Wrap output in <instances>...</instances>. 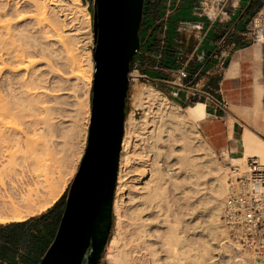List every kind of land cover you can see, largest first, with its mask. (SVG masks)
Returning a JSON list of instances; mask_svg holds the SVG:
<instances>
[{
	"label": "rangeland",
	"instance_id": "374dc122",
	"mask_svg": "<svg viewBox=\"0 0 264 264\" xmlns=\"http://www.w3.org/2000/svg\"><path fill=\"white\" fill-rule=\"evenodd\" d=\"M3 1L4 0H0V69H1L0 70V95L3 96L6 101H8V99H9L10 103H15V101H17L19 103L21 98L22 99L26 98L25 100L27 101L28 99H27L26 95L22 94L24 92L26 93L27 91L32 93V96H31L30 93L27 92V93H29L30 98L33 97L35 94L36 95L34 96V99L37 98L38 94L40 95L38 101L35 100L36 101L35 103L40 102L39 103V109H40L39 110L40 111L39 112L40 113L39 114V120H40V118L43 117L44 118V119L42 118L43 122H44V120H46V121L48 120L51 122V125L54 127L52 129V131L48 133L47 136H49V137L47 139H49L48 140L49 151H51L54 148L51 151V153L55 155L57 160H59V164H60L61 169H62V176L57 181V184H58L57 189L58 190L56 189L57 193L60 192L59 194H60V198H61L64 195V193L69 189V187H70V185H71V183H72V181H73V179H74V177H75V175L79 169L81 160H82V158L86 152V148H87V144H88L90 120H91V116H92V99H93L92 89H93V80H94L93 50H94L95 43H94V27H93V12H94L93 0H81V4L86 7V10H87V12H89L90 17L85 12V13H83V15L79 16L80 17L79 20H75L78 17L77 18L74 17L73 18L75 20V21L73 20L74 23L73 22L70 23L69 22L70 19H69L68 20L69 24L67 23V25H69L70 27L64 25L67 28L64 27V29H63V30L68 31L69 28H70L69 30L76 28L77 29L76 31H78V32H74V33H77V35H78V36H76L77 39L72 40L73 43H71L72 42L71 41L70 42L71 44L69 45V48L71 47V48L76 50V57H75L76 62L75 63H77L78 65H82L84 67V69L87 67L86 65L88 64L89 61L92 62L91 64L93 65L92 74L91 73L87 74V77H85L84 80H79L80 82L75 77H72V76H74V74H72L73 73L72 70H73L74 66H73V62L69 58L68 54L65 52V50H63V48L60 45L54 44L52 41H50V39L48 38V34H46L47 31H45L46 30L45 26H43L40 22H39V25L36 23L39 21V19H38L39 16L35 17L36 14L34 12L32 5L30 3L25 2L24 0H22V1L15 0L13 2V4H11L9 7H6L3 4L4 3ZM15 2H17L18 4H14ZM64 2L70 3L71 0H64ZM32 13H34V14H32ZM68 13H69V11L67 12V14ZM32 15H34V16H32ZM60 15H62V13H59V16ZM71 15H69L70 18L73 17ZM69 16H68V18H69ZM80 20L81 21L83 20V21L81 22ZM63 23H62V25H63ZM40 24H41V26H40ZM70 24H73L74 26L73 25L71 26ZM79 27H80V29H79ZM8 32H10V33H8ZM158 37H159V34H158ZM44 46H46V47H44ZM22 50H24V51L26 50V52L28 53V54L26 53L27 54L26 57L24 55V57H25V59H23L24 62L22 61V59L19 60V58H17V55H20V52ZM31 50H33V51H31ZM136 55L137 54H135V57H136ZM28 57H30V58H28ZM26 59H28L30 61H32L34 59L36 65L30 67L29 66L30 61H28ZM34 60H33V62H34ZM87 60H88V62H87ZM143 61L144 62L143 63L140 62L139 65L133 64V69L131 70V72L133 73L134 79L133 80L130 79V86H129V90H128V94H127L126 120H127L128 115L132 112L135 113V116L137 118H140L143 114V110L140 107H138V108L135 107V105H134V99H132L133 98L132 97V91L134 88L144 89V88L152 87L155 90L165 94L166 98L170 101L171 105L175 109H177V111L179 110L180 113L185 112L187 110V108L189 106H191L190 104H192L193 102H189L188 104H183L181 106L180 104H177L175 102L176 101L175 95L170 94V92L166 89V87L163 84H161V83L158 84V86L161 87V89H160L159 87L156 86V84H152L151 81L147 82L145 80L137 79L138 78L137 76L139 73L140 74L141 73H148V70L150 68H152V66H153V63H151V59H149L148 57H144ZM26 62H27V64H26ZM24 63L26 64V68L24 67V65H25ZM22 65H23V67H22ZM27 66H29L30 68L29 67L27 68ZM26 69H28V71H26ZM137 69L139 71H136ZM26 73H27V75H25ZM89 76H91V77H89ZM67 77H69V78H67ZM26 81H29L30 83L27 82V84H26ZM33 81H35V82H33ZM38 83H39V85H38ZM23 84H25V85H23ZM27 85H30V86H28L29 88L27 87ZM35 85H36V87H35ZM66 85H67V87H66ZM25 86H26V88H25ZM34 88H36V90ZM33 89H34V91H33ZM14 94H15V96H14ZM29 95L27 94V96H29ZM13 97H17V99H19V100H17L16 98H13ZM56 98L57 99L59 98V99L57 100ZM193 101L194 102H196V101L206 102L205 100H198V99H195ZM23 102L27 104V102H25L24 100H23ZM207 104H208V108H207L208 114L212 113L213 106H212L211 102L207 101ZM155 112H157V110H155ZM253 112H254V116H253L254 119L264 122V102H260L259 105L254 108ZM157 116H158V114L156 115V118H157ZM209 116H211V115H208V117ZM160 118L161 117L158 116V118L155 119L157 121L155 123L157 125L156 127H160V128H157V132L160 133V131H162L161 129L167 127L169 124L171 127L169 128V130L168 129L167 130L171 131L173 133L172 134L171 132L165 131L164 134L162 135L163 137H162L161 141L157 142V145H158L157 147L160 146V148H161L163 146V148H164V154H163L164 157L162 156L163 159L161 157L160 161H159V158L157 156H155L156 150H153L154 152L152 151L153 153L150 152L151 153L150 154L148 151L151 150L150 149L151 146L148 145V143H145L143 145V150H144L143 156L150 154L151 157L152 156L156 157L153 159L155 161L154 169L162 166L163 174H165V175L169 174L167 176L168 179H169V177H171L169 179L170 183L168 182L167 186L165 187L166 188V190H165L166 194L165 195L156 194V191H154L155 187H154V189L151 188L153 185H155V183L154 184L151 183L149 185V187L151 186L150 189L146 188L147 189L146 192L144 191L145 189L142 190V188L145 187L144 182L149 181L150 180L149 178H151V177H146V179L141 178L142 179L141 183L139 182V183L134 184V183H132L134 181L129 182L128 183L129 186H127L128 189L126 188L124 193L122 195H120L119 197H121L120 201H122L121 202V213L123 215H125L124 220H126L128 223H132V221H131L132 219H133V223H135V220L138 219L137 216H138L139 210H141L143 208L144 211L141 212V217L143 220L147 221L146 224H150V225H146L147 226L146 228L148 229V227H149V229H150V231L148 229V232L152 235V237L149 240H151V243L157 244L155 247L157 249L159 248L158 250L161 253L160 255H162L161 257L164 258L165 256H163V255L166 254V256H167V254H168L167 248L164 247V239L166 241L167 236H169V234H170V232H169L170 227L175 225L176 223H177V225L179 224V226H180V230L182 231V232L180 231V233L182 234V236H184V234H186L187 236L185 235L184 237H186L188 240L190 239L189 242L192 241L191 242L192 244L197 243L198 245H200V244L207 243L208 241L211 243V240H209L210 237H207V234H203L204 232L207 233L206 230L209 231V228L206 229L208 227L207 226L208 225V221H207L208 219H207V214L205 212L207 211V207L213 206V207L217 208V210L220 213L219 218L217 220L218 221L217 226L218 225L221 226V224H220L221 207H222V203H223L227 193L225 194V197L223 196L221 198H215L216 196H213V194H214V191H213L214 181H213V175L208 172V171H210L209 168L212 166L219 167V169L223 172V173L222 172L221 173L223 174L224 177L226 176L225 181H226V191H227L228 190V188H227L228 187L227 173L229 171L230 164L234 163V164L243 165L246 163V160L250 156H253L257 153H258L257 154L258 156H260L261 158H264V151L262 150V149H264V145H263L264 140L256 135L258 140H259V143L261 142V145L259 144L260 146H259V148H257L258 151L256 149V151H257V152L255 151L256 153L252 152V151L250 153V152H246V150H245L243 157L240 159H234V157L229 155L227 152L220 154L214 148H212V152H210L212 154L210 156H208V157H205L203 155L201 156V165H200L201 170L199 167L195 169L198 172V175H197V174H195V172L193 173L192 170H194V167L191 164H188L189 163L188 160L186 162H184L183 165L181 163V160H179L180 159V157H178L179 152H180L178 150V149H180L179 148L180 144L178 142L179 135L174 134V133H177V131H174L175 127L171 125V124H173V122H169V121L166 122L165 121V123L167 125L165 126V123L163 122L164 125L162 126V123H159V121L161 120ZM42 120H41V122L39 121V125H40L39 130L42 129V127H43ZM13 121L14 120H12V122ZM16 121H17L16 123H15V121H14V123H12L11 120L9 122L7 120L6 122H8L7 125L10 126V128H11L12 124H14V126L16 128H18V127H20V120L17 119ZM18 124H19V126H18ZM158 125H160V126H158ZM14 126H13V128H14ZM195 129H197V131L201 132L200 127L197 126V127H195ZM28 135H29V138H34L31 133H29ZM170 135H172V136H170ZM124 137H125V133H124ZM35 138H37V137H35ZM172 138H174V139H172ZM175 139H177V140H175ZM162 142L163 143L165 142V143L163 144ZM174 142H178V143L174 144ZM10 143L12 146L9 145L8 146L9 149L13 148L12 150L16 151V149H18L17 144L15 142H11V141H10ZM32 143H33V145H32L33 151L31 150L30 153L31 154L33 153V155H31L29 153L32 158H29V160H28L30 163L22 160L25 162L24 163L25 165L22 162V164L24 166L21 165L22 167L20 166L21 168L18 169V172L20 171V173H18L21 175L20 177L23 176L24 177L23 181L25 182V180H26V183L30 184V185L31 184L33 185L35 183L37 184L38 183L37 179L38 180L40 179L39 178V175H40L39 168L37 167V164H34V163L37 162V159L39 157H41V158L45 157V155H44L45 152H43V153L39 152V142H37L38 143L37 144L34 141H32ZM7 145H8V143H7ZM171 145H173V146H171ZM10 147H12V148H10ZM22 150H23V148H22ZM171 151H173V154ZM262 151H263V153H262ZM29 154L28 153L26 154L27 158H28ZM176 156L178 158H176ZM211 156H212V158H211ZM150 158H149V160H150ZM243 159H245V160H243ZM25 160H27V159H25ZM32 160H33V162H32ZM137 162L138 161H136L132 164V167L134 166V169H135V167H137V165H135ZM180 164L182 166H184V169L182 168L180 170L182 172L179 173L178 167L180 166ZM34 165H36V166H34ZM190 166H192L193 169ZM119 170H120V167H119ZM25 171H26V173H25ZM22 172H24V173H22ZM135 173L134 172H133V174L131 173L130 175H133V176H131L130 178H132V179L139 178L138 175H134ZM181 174H182V176H181ZM195 177H197V178L195 179ZM132 179H129V181H131ZM171 179L172 180L174 179V180L172 181ZM189 179H190V181H188ZM194 182L197 184H195ZM175 183L177 184V186ZM186 183H188L189 185ZM117 186H118V180H117ZM117 186L115 189L114 202L116 199ZM132 186H133V188H132ZM140 186H142V187H140ZM191 187H193V188H191ZM212 187H213V189H212ZM148 190H151V192H149ZM190 190H191V192H194V193H191ZM152 191L155 192L154 194H156V196L153 194L151 195V193H153ZM195 191H197V192H195ZM143 192H144V195H143ZM148 192L150 193V196L154 200L152 198H150L152 200L148 199L149 198ZM146 194L148 196H146ZM189 194L190 195L194 194V195L189 196ZM141 195L143 197H141ZM186 195L188 196V198L186 197ZM163 196L165 199L163 198ZM211 196L213 197V199H211ZM119 197H118V199H119ZM134 197H136V198H134ZM145 197L146 198L148 197V198L146 199ZM160 198H161V200H160ZM186 198H187V200H186ZM199 198L201 200H199ZM214 198H215V201H214ZM65 199L66 198L63 197V199L59 205V209L64 208ZM143 199L146 202L143 201ZM184 199H185V201H184ZM209 201L212 203H210ZM148 202H151V203H148ZM214 202H216V204H214ZM152 203L153 204L155 203L154 206ZM188 203H189V205H188ZM124 204H125V206H124ZM126 204H127V206H126ZM147 204H148V206H147ZM159 205H160V208H163V209H161V211H164L163 214H162V212H159L158 208H156ZM144 206H145V209H144ZM177 206H179V207H177ZM202 206H203V208H202ZM152 208H154V209H152ZM194 208H195V210H194ZM187 210H188V212H187ZM193 212H194V214H193ZM182 214H184V215H182ZM117 217L118 216H117V213L114 211V204H113V226H112V230L110 233L108 243L105 247L104 253H103L102 258H101V264H109L108 259H107V247H108L109 241L114 236L115 228H116V224H117L116 221L118 220ZM131 217H132V219H131ZM165 217H169L168 220H170V221H164V220H166ZM163 218H164V220H163ZM148 221H149V223H148ZM169 222H171V223H169ZM168 224H170V226ZM193 224L195 226H197V228L199 229L198 231H196L197 228ZM136 227L138 228V226H136ZM220 228L222 231L221 232L219 231V233L217 232V234H216L217 236L215 235V237H216L215 238V240H216L215 241V247L218 244L222 245L224 243L223 245L227 246V248L230 250L231 249L229 246L230 243H228V241H227V243L225 242L227 231L222 226ZM208 234H210V231L208 232ZM202 239H204V240H202ZM196 240H197V242H196ZM216 243H218V244H216ZM217 257H218L219 262L221 264H226V262L228 263L229 257L228 258L225 257V254H221V252H219V255ZM210 261L212 262V260L207 259L205 264H210L211 263ZM215 263H218V262L216 261V262H213L212 264H215ZM186 264H188V263H186Z\"/></svg>",
	"mask_w": 264,
	"mask_h": 264
},
{
	"label": "bare ground",
	"instance_id": "6f19581e",
	"mask_svg": "<svg viewBox=\"0 0 264 264\" xmlns=\"http://www.w3.org/2000/svg\"><path fill=\"white\" fill-rule=\"evenodd\" d=\"M14 1L15 0H4L3 1L4 3L3 2L2 3L6 7H9L11 4H13ZM19 1H22V0H19ZM24 1L27 3H30L32 5L34 12L36 14L35 17L39 16V18H38L39 21L36 23L39 25V22H40L43 26H45V29H46L45 31H47L46 34H48V38L50 39V41H52L54 44L60 45L63 48V50H65V52L68 54L69 58L72 60L73 66H74V67L72 66L73 67V70H72L73 73L72 74H74V76H72V77H75L79 81V80H84V78L87 77V74H90V73L92 74V71H93L92 70L93 65L91 64L92 62H90V61L88 62V60H87L88 64L86 65L87 67L84 69V67L82 65H78L77 63H75L76 62L75 61L76 50L71 48V47L69 48V45L71 43H73L72 40L77 39L76 36H78V35H77V33H74V32H78V31H76L77 29L74 27L75 29L69 30L70 29L69 28L68 31L63 30L64 27L69 26V25H67V23L69 24V22L70 23L73 22L74 17L75 18L78 17L75 20H79V18H80L79 16L83 15V13H85V12L90 17V14H89V12H87L86 7L81 4V0H71L70 3H65L64 0H24ZM14 4H18V3L15 2ZM68 11H69V13L67 14ZM59 13H62V15L59 16ZM32 14H34V13H32ZM69 15L73 16V17H71L72 19L70 18ZM32 16H34V15H32ZM68 16H69V18H68ZM69 19H70V21L68 22ZM62 23H63V25H62ZM41 24H40V26H41ZM64 25H66V26H64ZM70 25L72 26L73 24H70ZM79 29H80V27H79ZM8 33H10V32H8ZM44 47H46V46H44ZM31 51H33V50H31ZM26 53H27L26 50L25 51L22 50L20 52V55H17V58H19V60L22 59V61H23V59H25L26 55L28 54V53L27 54ZM24 55H25V57H24ZM28 58H30V57H28ZM26 60H28V59H26ZM33 60L32 61L28 60V61H30L29 62L30 67L36 65L35 60H34V62H33ZM26 64H27V62H26ZM26 64L24 65L25 68H26ZM23 65H22V67H23ZM29 66H27V68ZM26 71H28V69H26ZM25 75H27V73ZM91 76H89V77H91ZM67 78H69V77H67ZM27 82H29V81H26V84H27ZM33 82H35V81H33ZM23 85H25V84H23ZM38 85H39V83H38ZM28 86H30V85H27V87ZM35 87H36V85H35ZM66 87H67V85H66ZM25 88H26V86H25ZM34 89L36 90V88H34ZM34 89H33V91H34ZM27 92H29V91H27ZM26 93L24 92L22 94L26 95L28 100L26 101L25 100L26 98L24 97L25 99L21 98L20 99L21 102L19 101V103L17 101H15V103H10L9 99H8V101H9L8 102L5 100V98L3 96L0 95V224L25 221L32 216L38 215V214L46 211L49 207L53 206L55 204V202L60 198V194H59L60 192L57 193L56 189L58 188L57 187L58 186L57 181L62 176V169H61V166L59 164V160H57L55 155L51 153V151L54 148L52 150L50 149L51 151H49V148H48V140L49 139H47L49 137V136H47L48 133L51 132L54 127L51 125V122L48 120L47 121L44 120V122H43L42 116H41L42 118H40V120H39V114H40L39 113L40 112L39 111L40 110L39 109V103L40 102L39 103L37 102L38 104L35 102L38 101L40 95L38 94L37 98L34 99V96L36 94L30 98V95L32 96V93L29 92L30 95H29V93H27L29 96H27ZM14 96H15V94H14ZM132 97H133L132 99H134L135 107H137V108L140 107L143 110V114L140 118H137L135 116V113L132 112L128 115L126 123H125V137L123 138V143H122V152H121V157H120V170H119V174H118V186H117V192H116V199L114 202V211L117 213V216H118L117 219L118 220L116 221L117 224H116L114 236L109 241V244L107 247V259H108L109 264H186V263H188V264H205L207 259L212 260V262L210 261L211 263L209 262L210 264H212L213 262H216V261L218 262V264H221L219 262L218 257H217L219 255V252H221V254H225V257L230 258V259L228 258L229 264H234L236 255H235V252H234L231 244H229V246L231 248L230 250L227 248V246L223 245L224 244L223 242H222L223 243L222 245L221 244L219 245L218 243H216L218 245H216V247H215V241H216L215 235L217 234V232L219 233V231L221 232L222 230L220 228L221 227L220 225H218L219 227L217 226V223H218L217 220L219 218L220 213L217 210V208H215L213 206L207 207V211L205 210L206 211L205 213L207 214V219H208L207 220L208 221V225H207L208 227L206 229L209 228L210 234H208L209 231L206 229L205 230L207 231V233L202 232L203 234H207V237H210L209 240H211V243L209 241H208L209 243L206 241L207 243L203 242L204 244L198 245L196 243L197 242V240H196V242H195L196 244H192L191 243L192 241L189 242L190 239L188 240L186 237H184L186 234H184V236H182V234L180 233L181 230H180L179 224L178 225H177V223L175 225L172 224L173 226H171L169 229L170 230L169 236H167L166 241L164 239V247H166L168 250L167 256H166V254L163 253L164 254L163 256H165L166 258L161 257L162 255H160L161 253L158 250L159 248L157 249L155 247L157 244L151 243V240H149L152 237V235L148 232L149 227L147 229L146 225H150V224H146L147 221L143 220L141 217V212L144 211L143 208L141 210H139V213L137 216L138 219L135 218L137 220V221L135 220V223H133L132 217H131V219H132L131 221L133 224L128 223L126 220H124L125 215H123L121 213V202L122 201H120L121 197H119V196L124 193L126 188L128 189L127 186H129L128 185L129 182L134 181V182H132L134 184L139 183V182L141 183V180H142L141 178L146 179V177H151V178H149L150 179L149 181L144 182L145 187L142 188V190L145 189L144 191L146 192V190L150 189V187H151V186L149 187V185L151 183L152 184L155 183V185H153L151 188L154 189V187H155L154 191H156V194H162V195L166 194L165 193V190H166L165 187L167 186L169 179L171 177H169V179H168L167 176L169 174L168 175L163 174L162 166L154 169L155 161L153 159L156 157L152 156L153 157L152 158L150 155L151 154L150 152H152L153 150H156L155 151L156 154L155 153L154 154H155V156H157L159 158V161H160V158L164 154L163 146L161 148H160V146L157 147L158 146L157 142L161 141V139L163 137L162 135L164 134V132L168 131L169 128L171 127L169 124L167 127H165L167 125L165 123V121L166 122H168V121L173 122L174 125L171 123L170 124L175 127L174 131H177V133H174V134L179 135V140H178V142L180 144L179 145L180 149H178L180 151L179 156H178V157H180L179 160H181L182 165L184 162H186L188 160V162H189L188 164H191L194 167V170H192L193 173L195 172V174L198 175V172L195 169L198 167L200 168L201 156L203 155L205 157H208L212 154V153H210V152H212V147L204 139L201 132H199V131H197V129H195V127H197V126L200 127L201 122L208 120V113L206 112L205 104H203V103L195 104V105L189 107L185 112L180 113L179 110L177 111V109H175L171 105L170 101L166 98V96L163 93L155 90L152 87L144 88V89L134 88L132 91ZM13 98L17 99V97H13ZM17 100H19V99H17ZM23 100L25 102H27V104L24 103ZM155 110H157V112H155ZM157 114H158V116L161 117L160 118L161 120L159 121V123H162V126L165 123V126H164L165 128L161 127L162 131H160V133L157 132V128H160V127H156L157 125L155 124L157 122L155 119L158 118V116L156 118ZM17 119L20 120V127L16 128L14 126V124H12L15 128L14 129L12 125H11V128H10V126L7 125L10 120H11V122H12V120H14L16 123ZM7 120H8V122H6ZM41 120L43 122V124H42L43 127H42V129L39 130V126H40L39 121L41 122ZM14 121L12 123H14ZM160 125H158V126H160ZM18 126H19V124H18ZM168 132H171V131H168ZM29 133H31L34 138H29V135H28ZM170 136H172V135H170ZM35 137H37V138H35ZM172 139H174V138H172ZM177 139H175V140H177ZM10 141L15 142L17 144L18 149H16V151H13L12 147H10L12 149H9L8 146L11 145ZM32 141H34L35 143L39 142V152L40 153L45 152L44 153L45 157H43V158L39 157L37 159V162L34 163V164H37V167L39 168V172H40L39 178L40 179L39 180L37 179V181H38L37 184L34 182L35 184L30 185V184L26 183V180H25V182L23 181L24 177L23 176L20 177L21 175L18 174V173H20V171L18 172V169L22 167L21 165H23L25 163L24 161L29 162L28 161L29 158H32L31 155H33V153L32 154L30 153L32 148H33L32 147V145H33ZM178 142H174V144H176ZM7 143H8V145H7ZM145 143H148V145L151 146L150 147L151 150L148 151L150 154L149 155L147 154L148 156L147 155L143 156V151H144L143 145ZM241 144L245 148L246 152L251 153V151L255 152L256 149L259 148V146L261 145V142L259 143L257 136L255 134H253V132L246 130L244 132L242 138H241ZM173 145H171V146H173ZM22 148L24 151L22 150ZM262 150L264 151V149H262ZM257 151H258V149H257ZM263 151H262V153H263ZM171 152L173 154V151H171ZM27 153L31 154V155L29 154L28 158L26 156ZM257 154H255V155H257ZM163 157H162V159H163ZM178 157L176 156V158H178ZM149 158H150V160H149ZM211 158H212V156H211ZM25 159H27V160H25ZM22 160H24V161H22ZM243 160H245V159H243ZM136 161H138L135 164V165H137V167H135V169H134V166L132 167V164ZM22 162H23V164H22ZM32 162H33V160H32ZM182 165L180 164V166L178 167L179 173L182 172V171H180L182 168L184 169V166H182ZM34 166H36V165H34ZM192 166H190V167L193 169ZM200 170H201V168H200ZM209 170L210 171H208V170L207 171L213 175V181H214V183H213L214 189L212 187V189L214 191L213 196H216L215 198H221L223 196L225 197V194L227 193L226 181H225L226 176L225 177L223 176V174H222L223 172L219 169V167L212 166L209 168ZM133 172L134 173L136 172L134 175H138L139 178H137V179L136 178H134V179L130 178L131 176H133V175H130L131 173L133 174ZM22 173H24V172H22ZM25 173H26V171H25ZM181 176H182V174H181ZM196 178L197 177H195V179ZM129 179H132V180L129 181ZM188 181H190V179ZM188 183H186V184H188ZM195 184H197V183H195ZM176 186H177V184H176ZM140 187H142V186H140ZM132 188H133V186H132ZM191 188H193V187H191ZM151 190H148V191L151 192ZM154 191H152L153 193H151V195L153 194L156 196V194H154L155 193ZM190 192H191V190H190ZM195 192H197V191H195ZM191 193H194V192H191ZM143 195H144V192H143ZM148 195L146 194V196L149 197V198L148 197L147 198L149 200H152L153 198L150 196V193ZM192 195H194V194H192ZM192 195L189 194V196H192ZM118 197H119V199H118ZM141 197H143V196L141 195ZM186 197L188 198L187 195H186ZM134 198H136V197H134ZM150 198H152V199H150ZM163 198H164V196H163ZM187 198H186V200H187ZM215 198H214V201H215ZM211 199H213L212 196H211ZM160 200H161V198H160ZM199 200H201V199L199 198ZM143 201H145V200L143 199ZM184 201H185V199H184ZM216 202H214V204H216ZM148 203H151V202H148ZM210 203H212V202H210ZM154 204H153V206H154ZM188 205H189V203H188ZM124 206H125V204H124ZM126 206H127V204H126ZM147 206H148V204H147ZM177 207H179V206H177ZM156 208H158L159 212H162V214H163L164 211H161V209H163V208H160V205L157 206ZM202 208H203V206H202ZM144 209H145V206H144ZM152 209H154V208H152ZM194 210H195V208H194ZM187 212H188V210H187ZM193 214H194V212H193ZM182 215H184V214H182ZM165 218H166V220H164V218H163L164 221H170V220H168L169 217H165ZM148 223H149V221H148ZM169 223H171V222H169ZM168 225L170 226V224H168ZM136 226H138V228ZM195 227L197 228V226H195ZM198 230L199 229L197 228L196 231H198ZM149 231H150V229H149ZM227 238H228V236L226 234V239H225L226 243H227ZM202 240H204V239H202ZM228 263L226 262V264H228Z\"/></svg>",
	"mask_w": 264,
	"mask_h": 264
},
{
	"label": "crops",
	"instance_id": "0c3cea01",
	"mask_svg": "<svg viewBox=\"0 0 264 264\" xmlns=\"http://www.w3.org/2000/svg\"><path fill=\"white\" fill-rule=\"evenodd\" d=\"M167 1H162V12ZM155 4L156 0H146L142 50L135 60L143 63L144 57L151 59L153 66L148 74L155 80L154 84H163L181 106L189 102H193L191 106L203 103L207 112V102H194L190 96V89L196 87L216 97L219 104L211 103L212 113L208 114L211 116L200 123L201 134L220 154L227 152L234 159L242 158L245 148L241 138L246 130L264 140V122L253 117L254 108L264 102V50L246 31L262 0H172L175 11L165 34L156 22L159 13ZM209 8L213 9V15L207 13ZM179 24L184 27L181 51L178 50ZM163 36L167 42L165 63L180 66L186 72L181 80L183 87L171 75L153 70L156 58L152 50ZM0 244L5 245L1 232ZM22 253L19 248L13 260L12 256L0 255V263L20 264Z\"/></svg>",
	"mask_w": 264,
	"mask_h": 264
},
{
	"label": "water",
	"instance_id": "95a60500",
	"mask_svg": "<svg viewBox=\"0 0 264 264\" xmlns=\"http://www.w3.org/2000/svg\"><path fill=\"white\" fill-rule=\"evenodd\" d=\"M145 0H93L94 80L86 152L68 189L56 235L39 264H101L126 123L131 62Z\"/></svg>",
	"mask_w": 264,
	"mask_h": 264
},
{
	"label": "built area",
	"instance_id": "2783aa9c",
	"mask_svg": "<svg viewBox=\"0 0 264 264\" xmlns=\"http://www.w3.org/2000/svg\"><path fill=\"white\" fill-rule=\"evenodd\" d=\"M172 0L165 4L161 16L156 20L162 26L163 33L168 30L169 21L174 14ZM209 15H213V9L207 10ZM178 26L179 51L183 48L184 27ZM246 31L251 36L254 43H259L264 50V0L260 9L252 16L246 25ZM164 33V34H165ZM166 36L160 40L155 52L156 63L153 70L162 71L171 75L173 81L178 82L183 87L181 81L186 76L184 68L170 66L165 63ZM140 48L136 54L142 50L143 39L140 40ZM179 55V53H178ZM177 62L180 60L178 58ZM140 60H134V64L139 65ZM264 64V56H263ZM136 71H139L138 69ZM137 79L152 82L155 80L148 73H139ZM130 79L133 73H130ZM175 85V83H173ZM190 96L195 100H205L219 104L216 97L206 92L203 88L196 87L190 89ZM227 106V102H224ZM228 190L222 203L220 224L227 231V241L231 244L235 252L234 264H264V158L258 155L250 156L243 165L231 163L227 173ZM218 264V263H215Z\"/></svg>",
	"mask_w": 264,
	"mask_h": 264
},
{
	"label": "trees",
	"instance_id": "16d2710c",
	"mask_svg": "<svg viewBox=\"0 0 264 264\" xmlns=\"http://www.w3.org/2000/svg\"><path fill=\"white\" fill-rule=\"evenodd\" d=\"M162 1L163 0H156L155 8L156 12L159 13L157 17H160L162 14ZM145 9L146 0L139 30L140 40L142 39V27L145 23ZM153 19L156 18L154 17ZM153 29H157V26L156 28L153 27ZM156 51L157 47L152 50L153 53ZM134 60L135 56L131 62V70L133 69ZM155 84L161 89V87L158 86V83ZM67 192L68 190L52 207L41 214L32 216L25 221L0 224L2 241L5 242V245L0 244V255L6 257L12 256L13 260L16 252L19 248H22L23 253L20 254V264H39L56 235L63 212V208L59 209V205L63 197L66 198Z\"/></svg>",
	"mask_w": 264,
	"mask_h": 264
},
{
	"label": "flooded vegetation",
	"instance_id": "af4514ba",
	"mask_svg": "<svg viewBox=\"0 0 264 264\" xmlns=\"http://www.w3.org/2000/svg\"><path fill=\"white\" fill-rule=\"evenodd\" d=\"M126 107H127V99H126ZM126 115H127V109H126ZM122 152V151H121ZM119 167H120V163H119ZM118 174H119V170H118ZM118 180V179H117ZM116 186H117V182H116ZM67 197V196H66ZM65 201H66V199H65ZM65 206H66V202H65V205H64V208H63V211H64V209H65ZM62 214H63V212H62ZM86 262V260L84 261V263Z\"/></svg>",
	"mask_w": 264,
	"mask_h": 264
}]
</instances>
